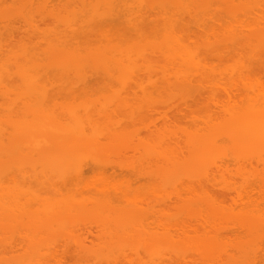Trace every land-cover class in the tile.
Wrapping results in <instances>:
<instances>
[{"label":"bare ground","instance_id":"bare-ground-1","mask_svg":"<svg viewBox=\"0 0 264 264\" xmlns=\"http://www.w3.org/2000/svg\"><path fill=\"white\" fill-rule=\"evenodd\" d=\"M26 1L23 0L22 2L21 0L20 7H13L8 12L6 10L7 13L0 12V27L5 28L4 30L0 28V33L6 30L13 31L11 29L16 31L18 26L20 28V25L17 24L28 26L30 33L36 34L35 37H39L37 36L39 33L45 32V35L42 34L45 38H36L38 40L43 39V43L39 41L40 44L36 43L35 46L34 43H31L32 38L29 37V41L27 35H25L27 38H18L25 42L24 39H28L29 44H32L33 47L23 46V48L20 47L17 50H15L16 46L21 45H7L9 39H3L4 36L0 34V102H2L0 104L5 106L4 103H6L10 106L7 110L3 108L4 111L6 110L5 114L7 116L0 108V246L5 243L2 245L3 250L1 249L2 246L0 247L1 255H4L5 252L2 254V251L5 248L7 249L6 242L8 240L3 238L4 235L6 238L9 235L14 237L12 234L17 231L22 236L25 234L28 241L31 239V241H38V239L45 241L47 238V240L50 239L55 242L53 240H61L58 237L66 236L68 238L73 236L72 240L76 238V243H81V240H78L79 236H76L77 230L74 229L80 223L78 221L79 216L88 204L86 201L91 198L92 201L94 200L89 203L92 208L87 207L88 210L86 209L89 211L91 208V214L90 212L87 216V213L82 214L84 218L88 217L85 220L90 221L89 219L92 218L96 224L100 221L101 224L106 222L110 226H104L111 227L108 231L113 235L109 233L107 235L114 236L111 237L112 240L116 237L117 240L115 239V241H119V244L120 242L124 244L126 239L127 243L129 242V245L125 243L121 247L116 243V245H119L116 247L114 240L110 241L102 234L106 240L101 239L103 241L102 243L99 242L98 245H103L105 249L103 250L101 247V251L100 247L94 243L92 248L95 250L98 247V252L95 250L98 255L95 254L93 249V251L91 250L92 253L94 252V256L89 253L90 249L88 250L89 254L86 252L88 248H91L90 245L85 247V245L79 243L81 251H84L82 256L85 253L89 259L91 258L90 261L95 260V258L98 259L97 264L106 263L101 260L102 258L105 261L108 259L106 264L111 262V264L113 262L119 264V255L122 257L121 253H127L124 248L133 244L131 240L134 242L137 240V242L130 247L133 250H129L131 254L128 253L129 256L126 255L124 258L126 264H128L126 260L128 262L137 260V262H130V264H145V260L148 261L146 264H264V215L257 208L256 210H259V213L250 209V207L253 209L255 205L253 202L256 203L255 207H259L258 203L260 201L257 202V200L263 199L260 196L261 194L259 195V198H261L256 200L253 199L255 196L252 195L251 191L249 197L246 198L245 196L246 200H244V196L238 197L240 200L244 198V204H242V200L239 202H241L242 207L245 206L246 208L243 207L242 209L238 202L234 209L231 207L227 209L223 199L216 201L217 199H213L209 193L211 190L209 185H212L213 188L217 185V179H213V177L218 178L222 172L232 175L233 169L231 172L229 171L231 166L238 171H234L236 172L234 175H238L235 177H239L237 180L240 181L235 180L234 182H237V185L239 183V186L242 187H238L240 194L250 189H248L249 186L247 187L248 183H251V181H248L250 177V179L256 178L258 180L259 183L253 182L256 183V186L261 184V181L264 182V179H262L264 177L263 173V177L259 175V178H257V176L254 177V172L251 174L249 171V169L251 171L256 170L255 173L258 174L260 170L257 168H260L261 164V167H264V82L261 80V75H264V0H62L60 4L62 5L64 2L65 4L58 10H54V8L59 5L55 4L51 8L50 6L54 4L49 6L51 1L48 2V0ZM37 19L55 23L56 27L64 28L62 29L64 34L61 33L62 30L58 31L56 28V31L52 27L54 33L49 29L51 26L48 27L47 24L40 27L41 23L37 25ZM47 30L50 32L46 33ZM15 31L14 33L20 34L22 29ZM9 33H11V35L8 34L11 37L7 38L16 40L12 35L14 33ZM49 33L53 35H49ZM16 34L14 35L17 36ZM4 41L7 43L5 44ZM11 42L13 43V41ZM22 45L24 44L22 43ZM99 81H103V84L98 83ZM54 82L58 85L53 89L61 91L58 93L54 90L58 96L54 91H51V93L49 91V89L52 90ZM96 83L98 84L96 85ZM90 84L92 86L94 84L98 88H103L104 85L107 92L105 91L106 94L102 95L103 97H109L97 104L83 101L75 106L61 109V111L58 108L55 110V107L49 106L52 105V102L48 101L50 97H47V95L49 93V96L55 94L56 97L60 98L63 93L74 95L77 90H87L86 92L92 91L93 88L96 90V86L92 87ZM225 84H229V86ZM88 85L89 87H87ZM221 85L222 87H220ZM230 85L234 90L239 89L240 91L232 92L235 95L232 94L233 99L230 98V95L229 97L227 95L229 104L224 101L225 104H221L222 100L219 101L221 103L216 105V110L222 105L221 113L210 112V103L216 101L214 95L217 92L214 93V91L221 92V88H223L225 92H229L232 89ZM241 85L244 86V89L241 88ZM225 86L230 89L226 90ZM149 89H153V94H155V91L163 95L168 94L170 99H173V102H171L177 104V109L183 105H186L187 109L190 107L196 108V112L190 108L192 113L194 112L190 121L185 122L182 118L171 119L173 122L169 120L177 129L175 131L177 139H174L175 141L171 139L174 143L171 142L170 153H172V156L169 157L170 159L166 157L169 156L166 154L169 153L167 152L168 149L162 150L161 143L159 141L155 143L156 141L154 142L150 138L155 146L159 144L158 148L154 145L152 147L154 150L160 148L158 150L161 152L160 159L157 157L159 152L149 149L152 148L149 147L152 145H149L150 140V143L147 140V144L144 142L145 140L143 142L141 140L140 145L133 144L138 149L142 145V148L145 149L144 152L148 151L144 161H147L146 164L152 169L154 168L153 170L143 169L141 165L138 166L139 164H134L132 168L128 164L127 169L124 168L125 166L121 167L123 165H119V170L132 169L131 173L133 174V169L136 170V166L137 168L140 167L137 169L139 171H135L138 177H145V179L151 177L156 179L157 185L158 182L159 186L162 185V187H159L153 184L152 190L155 191L150 190L151 193L153 192L152 194L159 196L164 189L163 195L161 194L162 196L158 197L159 201L152 203L156 204V207L152 206L151 201L149 200V202L143 193V195L141 194L140 189L137 190L136 188L137 192L134 187L132 189L129 183L133 184L135 182L122 183L126 187L124 185L122 187L120 183L115 188L114 185L104 179L109 178L103 177V175L113 166V158H110L113 155L108 157V161L103 159V162L97 156L98 151L101 149L103 153L99 152L104 155H101L103 158L109 156L110 153L105 151H108V149L111 151L114 148L116 152L118 151L116 153L118 158L122 153L121 150H123V148H118L122 145L119 143H123L124 146L122 147H125L126 143L123 142L125 139L126 142L128 139L133 142L135 137L132 138L133 133L119 131L118 129L121 130L122 128L120 125H115L120 137L115 131L116 136L114 133L110 137L108 136L107 138H110L111 141L109 139L110 142L108 140L107 142L105 141L107 138H104L107 135L104 134L106 128L102 127L109 123H116L114 116L117 113H122L124 116L126 114V118L129 117V120L131 118V121L141 123L138 118L141 120L148 112L143 113L142 111L155 108L148 102L150 97L148 95L150 94L147 95V93L151 92ZM52 92L54 93L52 94ZM101 93H99V96H95L101 97ZM138 93L140 96H138ZM237 93L238 95H236ZM161 94L160 97L163 98L164 96ZM70 95L68 97H72ZM203 95L205 98L202 99ZM65 96L67 95L65 94ZM12 97L15 100L12 99V103H10ZM206 97H208L209 102H205L208 100ZM156 98L158 96L154 99ZM158 108L155 109L159 110ZM142 113L144 116L141 118ZM121 115L118 116L121 117ZM124 116L123 119H126ZM181 116L183 117V114ZM147 119L144 121L147 122ZM183 124L185 126L189 124V127H185ZM109 125L108 127H110ZM115 127L108 130L113 132ZM101 128L105 131H100ZM121 133L125 136H122ZM102 134L103 137H101ZM126 136L128 139L125 138ZM99 137L107 143L98 142L101 140ZM160 138L162 137H159L161 141ZM113 140H115V144ZM109 143L113 144L109 145ZM88 147L89 149H87ZM91 148L97 151H93L92 156L83 153L85 150L88 152ZM124 150L123 153L125 154ZM94 153L96 154L94 155ZM112 153L115 154L114 151ZM86 157L92 158L91 161H94L93 164L97 166L92 168L99 172L98 176L100 177L97 180L94 179L96 184L92 183L94 181L90 184H94L95 189L98 187L96 191L100 190L102 198L96 195L97 192L95 197L92 196L93 198H84L86 204L80 201V197L77 200L78 196L74 194L71 197L68 194L67 198L62 196L64 197L62 200V197L56 199L55 194L48 198L49 195L45 194H49L48 190L55 188L56 180H61L63 182L61 185L66 186L65 188L68 187L65 185L67 181L75 182L73 184L77 183L78 186L83 182L84 175L88 172L87 170L85 172V166L89 164L86 165L85 163L90 161ZM153 158H156L157 161ZM161 159L165 161H163V164H161ZM159 161L161 166L160 164H157L156 167L155 165L152 166V164L159 163ZM107 162L112 164L109 166ZM255 164H259V166L256 167ZM157 169L159 170L155 172ZM111 170L115 171V168ZM151 171H154L157 175H153L154 173L152 174ZM215 172L220 175L217 174L219 175L217 176ZM239 172L244 177L239 175ZM233 176L232 178L228 177V179H236ZM225 177L227 178V176ZM209 178H212L215 183L211 182L210 184ZM260 178L261 180H259ZM33 181L51 185L49 188H43L44 185L39 184L45 190V192L43 189V191L39 190L45 193L44 200L39 193L37 194L38 191L30 189V186L35 187L37 184ZM98 182L99 184L100 182L103 183L98 185ZM87 184L85 181V185ZM58 185L61 187L60 183ZM221 186H224V191L228 190L226 187L228 185L222 184ZM256 186L255 188L252 186L253 191L259 189V186L258 189H256ZM158 187L159 190H156L155 188L158 189ZM84 188L86 189V186ZM110 188L116 189L113 190L123 197L121 200L125 199L124 201L127 202L131 200L129 203H134V205L130 204L131 211L122 212L118 207H115L117 205L114 202L119 201L115 198L118 194L116 193L114 196L115 193L112 194ZM262 188L259 191L264 190V185ZM53 189L51 190L53 193H57L59 190L57 187L56 190ZM61 189L56 195L63 194ZM243 189L244 191H242ZM79 190L81 191V189ZM170 191L174 193V196L168 198L165 192L168 194ZM259 191L256 194H259ZM172 192L169 195L172 196ZM164 194L165 197L171 199L165 198V204L159 199L164 197ZM152 199L155 200L156 198L152 197ZM173 199L174 201H172ZM138 200L139 202L136 204ZM144 202H147L145 206ZM220 202L221 204H219ZM133 206H135L134 209ZM141 207H147V210L143 211ZM153 224L158 228L161 224L162 230L166 232L161 233L159 231L162 230L158 231V228H155L158 232L152 230L150 227ZM229 225L233 226L232 229L235 227L234 230L237 231H234L235 234L232 232L235 239H231L233 242L231 241L230 245L222 242L219 236L220 232ZM121 237H123L124 242ZM34 238L36 239L34 240ZM139 238L140 241H143V243L141 241V245L144 244L142 247H145V249L141 248L140 243L138 244ZM41 241L39 242L41 243ZM51 241H49L50 244L46 241L48 246L51 245ZM106 241L107 243L110 241L111 245L108 244L107 247ZM112 242L114 243L112 244ZM10 243L14 245L15 241ZM34 243L30 244V248L36 246ZM41 246L34 248V251L37 248L45 250ZM53 246H55L54 243L51 246L52 249L47 250L48 253L49 251L55 253V250H58L57 247L54 248ZM77 246L79 247L78 243ZM77 246L73 247L76 248ZM13 247L11 246L12 249ZM130 248H127V250ZM40 249L37 250L41 253L42 250ZM116 250H118V254H116ZM5 251H10V249ZM15 251L18 250L15 249ZM34 251L33 254L31 253V257L36 255ZM44 252L45 254H42V256L37 255L40 256L39 259L42 258L43 264L46 262V264H50V258L54 255H51L50 258L48 256V260L47 258L43 260L47 255L46 251ZM142 253L145 256L141 255ZM77 254L79 255V251ZM99 254L102 255L99 256ZM113 257L114 260L111 261ZM34 259L35 256L32 261ZM39 259L37 261L35 259V262H38ZM2 260L0 264H4ZM41 260L38 264H41ZM95 261L94 263H96ZM4 262L8 264L7 260H4Z\"/></svg>","mask_w":264,"mask_h":264},{"label":"rangeland","instance_id":"rangeland-1","mask_svg":"<svg viewBox=\"0 0 264 264\" xmlns=\"http://www.w3.org/2000/svg\"><path fill=\"white\" fill-rule=\"evenodd\" d=\"M24 1H26V0H24ZM29 1H30V0H29ZM49 1H51V2L49 3V6H50L51 4H54L53 6H50L51 8H53V7L55 6V4H58V5L60 6V5H61L60 3H62V2H61L62 0H57V1L55 0L56 2H55V1H52V0H48V2H49ZM58 1H59V3H58ZM63 1H64V0H63ZM19 2H20V3H19ZM22 2H23V0H22ZM22 2H21V0H0V8H1L0 12L3 13V14H4V12L7 13V12L9 11V9L12 10L13 7H15V8L20 7L19 4H22ZM26 2H27V1H26ZM64 4H65V2H64ZM64 4H62L60 7L56 5L57 8H54V10H58V9H60ZM6 10H7V12H6ZM37 20H38V21H37V25L41 23V24H40V25H41L40 27L45 26L44 24H47L48 27L51 26V27L49 28L51 31H53V30L51 29L52 27H53L54 30H56V28H57L58 31L64 29V28L56 27V26L54 25L55 23H52V22H50V21L46 22L45 20H44V21H41L40 19H37ZM52 24H53V25H52ZM17 25H20V28H19V26H18L16 31H20V30L22 29V31H23V32L21 31L22 33H21V32H20V34H18V33H17V34L14 33L15 29H11V30H13V31H10V30L7 31V30H6V31L3 32L4 34H3V33H0V34H2V36H4L3 39H7V40L9 39V41L5 40V41H7V42H9V43H7V42L4 41L5 44H6V43H7V45L10 44V46H12V45H14V46H16V45H21V46H16V49L14 48L15 50H17V48H18V49H19L20 47L23 48V46L33 47V45L35 46L36 43H37V44H40V42L43 43V42H42L43 39H41V40L39 39V40H38V39H36V38H39V37H40V38H41V37L43 38V37H44L43 35H45V32H44V33L41 32V33H39V34L37 35V36H39V37H35L36 34L34 35L33 33H30L31 31L28 29V26L25 27L24 24H23L24 26H21L22 24H17ZM38 27H39V26H38ZM40 27H39V28H40ZM46 27H47V26H46ZM0 28H3V27H0ZM12 28H13V27H12ZM25 28H27V29H25ZM39 28H38V29H39ZM4 29H5V28H3V30H4ZM41 29H42V28H41ZM41 29H39V30H41ZM0 31H1V30H0ZM16 31H15V32H16ZM27 31H28V32H27ZM41 31H45V30L43 29V30H41ZM56 31H57V30H56ZM7 32H8V33H7ZM9 32H13L14 34H16V35L19 36V37H17V36H15L14 34H12V35H13V38H16V40H15V39H12V40H11L10 38H7V37H9V36L11 35V33H9ZM25 32H26V33H25ZM47 32H50V31L47 30L46 33H47ZM53 32L55 33V31H53ZM53 32H51V33H53ZM28 33H29V35H28ZM51 33H49V35H50ZM54 33H53V34H54ZM56 33H57V32H56ZM61 33L64 34V30H62ZM8 34H10V35H8ZM23 34H24V36H23ZM31 34H32V35H31ZM42 34H43V35H42ZM53 34H51V35H53ZM57 34H58V33H57ZM21 35H22L23 37H20ZM25 35H27L28 38H29V37L32 38L33 41H34V39H35L34 42H33L32 39H31V43H34L33 45H32V44H31V45L29 44L30 38H29V41H28V39H24V40H26L27 43H26L25 41L21 40L22 38L26 37ZM47 35H48V34H47ZM49 35H48V36H49ZM55 35H56V34H55ZM61 35H62V34H61ZM10 37H11V36H10ZM27 37H26V38H27ZM33 37H34V38H33ZM46 37H47V36H46ZM18 38H21V39L19 40ZM44 38H45V37H44ZM69 38H71V36H69ZM17 39H18V40H17ZM14 40H15V41H14ZM11 41H13V43H12ZM39 41H40V42H39ZM10 42H11L12 44H11ZM24 42L26 43V45H25ZM19 43H20V44H19ZM22 43H23L24 45H22ZM18 51H19V50H18ZM153 78H154V77H153ZM155 78H157V77H155ZM225 79H226V78H225ZM261 80L264 82V75H261ZM156 81H157V80H156ZM153 82H154V81H153ZM98 83L103 84V81H99ZM98 83H96V85H97ZM223 83H224V82H223ZM17 85H19V84L17 83ZM53 85H54V86H53ZM53 85H52V90L49 89L50 93H51V91H54V90H55V89H53V87L56 88V86L58 85V83L54 82ZM90 85H91V84H90ZM96 85H95V86H96ZM225 85H228V86H229V84H225ZM49 86H51V85L49 84ZM49 86H48V88H49ZM91 86H92V85H91ZM91 86H90V87H91ZM93 86H94V84H93ZM93 86H92V87H93ZM95 86H94V87H95ZM99 86H100V85H99ZM230 86H231V85H230ZM87 87H89V85H88ZM220 87H222V85H221ZM225 87H226V86H225ZM231 87H232V86H231ZM241 88L244 89V86L241 85ZM241 88H240V89H241ZM81 89H82V86H81ZM97 89H98L100 92H99ZM207 89H208V88H207ZM216 89H217V88H216ZM227 89L229 90L230 88L226 87V90H227ZM88 90H90V89H88ZM93 90H94V91H93ZM93 90L90 91V92H89V91L86 92L87 90H77V91L75 92L74 95H73L72 93H68V94L65 93L67 96H65L64 93H63L64 95L60 93V94H61V95L59 94V95H60V98L56 97V96H58V94H57L56 92H57V91H58V93L61 92V91H59V89L55 90L56 92L54 91L55 94H56V96H55V94H53L54 92H52L53 96H52V95L49 96L50 93L48 94V90H47V94H48L47 97H50L48 101H49L50 103L52 102V103H51L52 105H49V106H52L53 108L55 107V108H54L55 110H56V108H58V110L61 111V109L63 110V109H65V108H67V107L75 106V105H77V104H79V103H81V102H83V101H84V102H93V103L95 102V103L97 104V103H100L101 101L103 102L104 99H105L106 97H109V96H105V95H104L105 97H103V95H102V94H104V93L106 94V92H107V91L104 89V85H103V88H101V87L98 88V87L96 86V90H95L94 88H93ZM116 90H118V89H116ZM149 90H150L152 93H151V92H150V93H147V95L150 94V95H148V96H150L149 99H148V102H150V105L154 106L155 108H158V107H159V108H158L159 110H157V109H155V108H154L153 110L151 109L152 111H151L150 109H149V110L144 109V110L142 111L143 113H145L146 111H148V112H147V114H145V116H144V114L142 113L141 118L144 116L143 118L147 119V118L150 116V117L146 120L147 122H145V121H144L145 119L143 120V118H142L141 120H140V118H138L139 121H141V123H140V122L133 121V120L131 121V118H130V120L128 119L129 117L126 118V116H127L126 114H125V116H124V114H122V113H117L118 115H121V114H122V115H121V117H119L117 114H115V116H114V121H115L116 123H114V122L111 123V124L109 123L110 125H109V124H108V125H109L110 127H108V125L102 127V128H106V133H104V132H102V133L107 134V135H105L106 137H105L103 134H102V136H101V135H100V136H101V137L104 136L105 139H106L108 136L110 137L111 135H113V133L115 134L116 132H117L116 134H118L119 137H120L119 131H121V132H124V131L129 132V131H130V133H133L132 138L135 136V137L133 138V142L130 141V140L127 138V136L125 137V138L128 139L127 142H126V139L124 138L125 141H123V142L126 143V144H125V147L127 148V150H126L125 147H122V146H124L123 143H119V144H122V145L119 146L118 148H123V150L125 149L124 151H125L126 153L124 154V153H123V150H121V151H122L121 154H122L123 156L120 154V156H121L122 158H121L120 156H118V158H117L116 153H117L118 151L116 152V150H115L114 148H112L113 150H111V151H109V149H108V151H105V152H108V153H110V154H109V156L107 155L106 157L103 158L102 156H104V155L100 154V152H99V151H101L102 149H101V150L98 149V150H99V151H98L99 154H97V156H98V157L100 158V160H102V162H103V159H105V160L108 161V160H109L108 157H110V155H113V156L110 157V158H113L112 160H113V162H114V163H113V166H111V169L115 168V171H116V172H115L114 170H111V169H110L111 171H110V170L107 171L108 174L106 173L105 175H103V177H109V178H104V179H106L107 181H109V182L111 183V185H114V187H115L117 184L120 185V183H121V186L123 187V185L126 184V182H127V183H129L130 181H131V183L135 182V183H133V184H130V183H129V185H131L132 189H133V187H134V190H135L136 188H137V190L140 189V190L142 191V192H141V191L139 190V191L141 192V194L143 193V194L145 195L146 199H148V201L150 200V201H151V204H152V203H155V202L159 201V200H158V197L163 195V193H164L163 190H164V189L162 188V189H163L162 192H161L162 195H161V194L159 193V191H158V193H159L160 195H159V196H155L154 194H152V193L155 191L154 189L152 190V187H153V184H156V183H157L156 179H152L151 177H150V179H148V177H147L146 179H145V177H140V176L138 177V176H137L138 174H136L135 171H136L138 168H140V167L137 168V166H136V170L133 169L134 174L131 173V172H132V171H131L132 169L127 170V171L125 170V169L128 168V164H130V167H131V168L133 167L134 164H135V165H138V164H139L138 166L141 165V167H142L143 169H147V170H149V169H150V170H153V169H154V168L152 169V167H149L148 164H146L147 161H144V160L146 159V153H148V151L144 152L145 149L142 148V147H143L142 145L140 146L141 149H140V148L138 149L137 146L134 145L133 143H137V144L140 145V144H141V140H142V142H143V140H145L144 142L147 144V142L150 140V138H152L153 140H152V139H151V140L154 141V142L156 141L155 143H158V141L161 143V146L163 147V148H161L162 150H163V149H164V150L168 149L167 152H169V153H166V151H165V153H166L167 155H169V156H166V155H165V156L168 157V158H169V157L171 158V156H172V153H170L171 148H172V144H171V142H172V140H174V139L176 140V139H177V138H176L177 135L175 134V131H176L177 129L173 126V123H171L170 121L173 122V120H171V119H174V118H180V119L182 118L185 122L190 121V119H191V117H192V114L194 113V112L192 113V111H195L196 108H192V107H190V108H192V111H191L190 108L187 109V108H186L187 106H186V105H183L182 107H179V108L177 109V104L172 103V102H173V101H172L173 99L171 100L170 97L168 96V94L166 95V93H165V95H163V94H161V93H159V92L156 93V91H155V94H153V93H154V91H152L153 89H152V90L149 89ZM209 90H211V89H209ZM214 90H215V88H214ZM214 90H213V91H214ZM219 90H220V89H219ZM222 90H223V88H221V92H219L218 90H215V91H214V93L217 92V94L214 95V97H215L214 100H216V101H215V102L213 101V102L210 103L211 105H210V110H209V111L212 112V113H215V112H217V113H221V107H222V105H221V107L217 108V110H216V105H217V104H220L221 102H222L221 104H223L224 102H226L227 104H229V100H227V99H229V98H227V95H228V97H229V95H230V96H231L230 98L233 99L232 97L235 96L234 93H235L237 90H239V89L234 90L233 87H232V89H231L229 92L226 91V92H228V93H226L225 90H223V92H222ZM241 90H242V89H241ZM101 91H102V93H101ZM105 91H106V92H105ZM213 91H212V92H213ZM239 91H240V90H239ZM244 91H245V90H244ZM93 92H94V93H93ZM114 92L116 93V91H114ZM114 92H113V94H114ZM117 92H118V91H117ZM212 92H211V93H212ZM232 92H234V93H232ZM99 93H101V95H100L101 97H97V96H95V95H98V96H99ZM108 93H109V92H108ZM241 93H242V91H241ZM70 94H72V95H70ZM111 94H112V93H111ZM111 94H109V95H111ZM113 94H112V96L115 95V94H114V95H113ZM126 94L128 95V93H126ZM151 94H152V95H151ZM160 94L163 95L165 98H164V97L161 98V97H160ZM205 94L207 95V93H205ZM209 94H210V92H209ZM209 94H208V95H209ZM212 94H213V93H212ZM232 94H233V96H232ZM239 94H240V93H239ZM68 95H70V96H72V97H68ZM89 95H91V96H89ZM122 95H124V94H122ZM153 95H154L155 97L158 96V98L154 99L155 97H152ZM236 95H238V93H237ZM138 96H140L139 93H138ZM209 96H211V95H209ZM212 96H213V95H212ZM217 96H219V97H217ZM241 96H242V95H241ZM78 97H79V98H78ZM114 97H115V96H114ZM141 97H143V96H141ZM203 97H204V95H203L201 98L203 99ZM237 97H238V96H237ZM57 98H58V99H57ZM80 98H81V99H80ZM201 98H199V99H201ZM204 98H205V97H204ZM206 98L208 99V97H206ZM235 98H236V97H235ZM12 99L15 100V98L12 97L10 103H12ZM76 99H78V100H76ZM218 99H219V100H218ZM14 100H13V101H14ZM140 100H141V98H140ZM150 100H151V101H150ZM204 100H205V99H204ZM204 100H203V101H204ZM221 100H222V101H221ZM70 101H71V102H70ZM98 101H99V102H98ZM171 101H172V102H171ZM201 101H202V100H201ZM219 101H221V102H219ZM223 101H224V102H223ZM230 101H232V100H230ZM3 102H4V101H3ZM20 102H21V101H20ZM146 102H147V100H146ZM205 102H209V99L206 100ZM0 103H2V102H0ZM4 104H5V106H6V105H7V106L5 107L4 105L0 104V108H2V109L4 108V109H6V110L9 109V108H8V107H10V106H8L9 104H6V103H4ZM174 104H175L176 106H175ZM224 104H225V103H224ZM159 105H161L162 107L159 106ZM163 105H164V106H163ZM21 106H22V104H21ZM21 106H20V107H21ZM61 106H62V108H61ZM63 106H64V107H63ZM165 106H166V107H165ZM20 107H19V109H21ZM52 107H51V108H52ZM148 107H149V106H148ZM168 107H169V108H168ZM22 108H23V107H22ZM53 108H52V109H53ZM59 108H60V109H59ZM152 108H153V107H152ZM163 108H164V109H163ZM182 108H183V111H182ZM213 108H214L215 110H214ZM4 109H3V111H2V110H1V111L4 112V115H5V116H7V114H5L6 110L4 111ZM54 109H53V110H54ZM160 109H161V110H160ZM189 109H190V110H189ZM193 109H194V110H193ZM22 110H23V109H22ZM156 110H157V111H156ZM187 110H188V111H187ZM8 111H9V110H8ZM214 111H215V112H214ZM222 111H223V108H222ZM57 112H58V111H57ZM182 112H184V113H182ZM195 112H196V111H195ZM7 113H9V112H7ZM189 113H191V114H189ZM2 114H3V113H2ZM180 114H181V115L183 114V117H182ZM139 115H140V114H139ZM195 115H197V114L195 113ZM123 116H124V118H126V119H123ZM184 118L187 119V120H185ZM138 119H135V120H138ZM142 120H143L144 122H143ZM169 120H170V121H169ZM112 124H113V125H112ZM184 124H187V123H184ZM184 124H183V125H184ZM111 125H112V127H111ZM115 125H120V126H122L121 130L118 129L119 131H117V129H116L117 126L115 127ZM145 125H146V126H145ZM188 125H189V124H188ZM188 125H187V126L184 125V126H185V127H189ZM169 126H170V127H169ZM113 127H115V130H113V132H112V130H108V129H110V128L114 129ZM185 127H184V128H185ZM102 128H101L100 131H105V130H102ZM174 128H175V129H174ZM180 128H181V127H180ZM99 129H100V128H99ZM173 129H174V130H173ZM100 131L98 130V132H100ZM110 131H111V132H110ZM115 131H116V132H115ZM161 131H162V132H161ZM164 131H165V132H164ZM96 132H97V131H96ZM160 132H161V133H160ZM163 132H164V133H163ZM166 132H167V134H166ZM125 133H126V132H125ZM168 133H169V134H168ZM87 134H88V133H87ZM90 134H91V133H90ZM95 134H96V133H95ZM95 134H94V136L97 137ZM100 134H101V133H100ZM116 134H115V136H116ZM163 134H164V135H163ZM91 135H92V134H91ZM121 135H122V133H121ZM127 135H128V134H127ZM130 135H132V134H130ZM165 135H166V136H165ZM174 135H175V137H174ZM92 136H93V135H92ZM122 136H125V135L123 134ZM112 137H113V136H112ZM119 137H118V138H119ZM159 137H162V138H160L161 141L159 140ZM163 137H164V138H163ZM165 137H166V140H165ZM99 138H100V137H99ZM113 138H114V137H113ZM116 138H117V137H116ZM116 138H115V139H116ZM157 138H158V139H157ZM167 138H168L169 140H168ZM100 139H101V138H100ZM100 139H98V140H100ZM102 139H103V138H102ZM102 139H101L100 141H98V142L103 143V142H104V141H103L104 139H103V140H102ZM109 139H110V138H107L105 141H107V140L109 141ZM121 139H123V137H121ZM130 139H131V138H130ZM171 139H172V140H171ZM131 140H132V139H131ZM147 140H148V141H147ZM151 140H150V141H151ZM170 140H171V141H170ZM175 140H174V141H175ZM108 141H107V142H108ZM110 141H111V139H110ZM110 141H109V142H110ZM113 141H114L113 143L115 144V140H113ZM117 141H118V140H117ZM150 141H149V143H150ZM152 141H151V143L149 144V145H151V144H152V145L149 146V147H152V146L155 144V143L152 142ZM166 141H167V142H166ZM168 141H169V142H168ZM107 142H104V144H106ZM119 142H120V141H119ZM121 142H122V141H121ZM113 143H112V144H113ZM172 143H174V142H172ZM112 144L109 143V145H112ZM117 144H118V143H117ZM119 144H118V145H119ZM101 145H102V144H101ZM144 145H145V144H144ZM158 145H159V144H158ZM158 145H156V146L154 145V147H157ZM169 145H170V146H169ZM106 146H107V145H106ZM106 146H105V148H106ZM116 146H117V145H116ZM116 146H115V147H116ZM111 147H112V146H111ZM138 147H139V146H138ZM145 147H146V146H145ZM158 147H159V146H158ZM158 147H157V148H158ZM103 148H104V147H103ZM105 148H104V150H105ZM118 148H117V150H118ZM147 148H148V145H147ZM157 148H155L156 150H154L153 147H152V148H149V149H153L154 151H157V153H158V152H159L158 150H160V148H159V149H157ZM87 149H89V147H88ZM92 149H93V148L90 149L91 152H90V150H89L88 152H86V150H85V151H83V153H86V154L88 153V155L91 154V156H92V154H93L92 152H93V151L97 152L96 150H94V149L92 150ZM128 149H129V150H128ZM142 149H143V150H142ZM153 150H151V151H153ZM113 151L115 152V154L112 153ZM101 152H102V151H101ZM102 153H103V152H102ZM95 154H96V153H94V155H95ZM152 154H153V153H152ZM154 154H156V152H154ZM94 155H93V156H94ZM101 155H102V156H101ZM159 155L161 156V152L158 153V156H157V157H159ZM86 156H87V155H86ZM151 156H152V155H151ZM114 157H115V159H114ZM162 157H163V156H162ZM86 158H88V157H86ZM86 158H85V159H86ZM93 158H94V157H93ZM101 158H102V159H101ZM150 158H152V157H150ZM160 158H161V157H159V159H160ZM168 158H167V159H168ZM170 158H169V159H170ZM89 159H90V157H89L87 160H89ZM91 159H92V158H91ZM91 159H90L89 162H86V163H85L86 165L89 163L87 166H85V172H86V170H87L88 172L84 175L83 182H82L81 184H79V186L77 185V183H76V184H73V183H75V182L72 183V181H71V182L67 181V182H65V183H66L65 185H67L69 188H68V187L65 188L66 186L63 185V186H64V187H63V186L61 185V183L63 184V182H61V180H58V181L56 180L57 184L60 183L61 187H60L59 185L57 186V184H56V185H55V188H54V187H53V188H54L55 190H56V187H57L59 190L62 188L61 190H62L63 192H62V191H61V192H62L63 194L60 192L62 195H60V194L56 195V194L59 192V190H58L57 193H53V192L51 191L53 188H52L50 191L48 190V193H49V194H47V193L45 194V193H44L45 190H44L43 188H44V187L49 188V186H51V185H49V183H41V182H40V183H37L36 181H33V182L37 183L36 186H38L39 188H41V186H40L39 184L44 185L43 188L39 189V188L36 187V186L34 187V186H30V185H29V186H30L31 188H30V187H29V188H30L31 190L34 189L36 192L38 191L37 194L39 193V195L41 196V198L43 197V200H44V194L47 195V196L49 195L48 198L51 197V196H54V194H55L56 199H57L58 197L60 198V197H62V196H64V197L67 198L68 194H69L70 197H71V196L74 194L75 196H78V199H77V200H79V199L81 198L80 201H82L83 203L85 202V201H84V200H85L84 198H87V197H92V196L95 197L96 195H98L99 197L102 198V196H101L102 194L100 195V192H99L100 190H98V192L96 191V189H97L98 187L95 189L96 186H94V184H92V185L94 186V187H93V186L90 184L92 181H94V182H92V183H95L96 181H95L94 179L96 178V180H97L98 177H100V176H98V175H99V172H97V171H95V169H93L94 167H97V166H95V165L93 164L94 161H91ZM120 159H121V160H120ZM153 159H155V160L157 161L156 158H153ZM159 159H158V160H159ZM87 160H86V161H87ZM149 160H150V159H149ZM151 160H152V159H151ZM161 160H162V159H161ZM165 160H166V159H165ZM153 161H154V160H153ZM156 161H154V162H156ZM163 161H164V160L161 161V164H163V163L165 162V161H164V162H163ZM102 162H101V163H102ZM110 162H111V161H110ZM110 162H109V163L107 162V164H108L109 166L112 164V163H110ZM166 162H167V160H166ZM94 163H95V162H94ZM105 163H106V161H105ZM126 163H127V167H126ZM148 163H149V162H148ZM98 164H99V162H98ZM157 164H160V161H159V163L152 164V166L155 165V167H156ZM161 164H160V166H161ZM89 165H91V166H89ZM105 165H106V164H105ZM115 165H117L118 167H117V166L114 167ZM119 165H123V166H121V167H124V166H125V167H124L125 169H123V170H119V169H120V168H119ZM149 165H150V164H149ZM255 165H256V164H255ZM257 165L259 166V164H257ZM257 165H256V167H258ZM261 165H262V164H261ZM261 165H260V168H259V167L257 168V169H259V170L261 171V172L258 171L260 174H259V173L256 174V173H257V172L255 173L256 170H252V171H251V169H249V171H250L251 174H252V172H254V177L257 176V178H259V175L262 176V173L264 174V169H263L264 167L262 168ZM109 166H104V167H108V168H110ZM88 167H89V169H87ZM92 167H93V168H92ZM102 167H103V166H102ZM130 167H129V168H130ZM153 167H154V166H153ZM158 167H159V166H158ZM90 168H92V169H90ZM108 168H107V169H108ZM142 168H141V169H142ZM254 168H255V166H254ZM232 169H233V170H232ZM234 169H235V167H232V166H231V168H230V170H229L230 172H231V170L233 171V172H231V174L233 173L232 175H229L230 173L228 174V173H223V172H222L223 174H226V175L223 176V174L221 173V176H219L220 174L215 172L216 175L219 174V175H217V176H219V177H218L219 179L213 177V179H217V180H216V181H217V182H216L217 185L215 184L216 186H214V188H213L212 185H209V186H210V189H211V190L209 189V190H210V191H209L210 196H211L213 199L216 198V199H217V200L215 199L216 201H218V200H222V199H223V200L225 201V204H226L225 206H227V207H226L227 209H228V207H231L232 209H234V208L238 205V202H239V201L242 200V201H243L242 204H244V200H246V198H247V196H248L249 194L251 195V191H252V195L255 196V198H253V199H256V200H257V198H259V195L261 194L260 196H261L263 199H261V200H257V202L260 201V202L258 203V204H259V207H255V206H256V203H254V202H253V204H255V205L253 206V209H252L250 206H249V207H250V209H251L252 211L256 210V208L259 209L260 211H262V214L264 215V213H263V212H264V192H263L264 190L259 191L260 188L263 189L262 187H263V185H264V184H263L264 182L261 181L262 183H261V184H257V186H256V185H255L256 183L254 184L253 182H258V180H257L256 178H255V179H254V178H253V179H250V178H251V177H250L249 180H248V179H247V180H248V181H251V183H248L249 185H247V187L249 186L248 189L250 188L251 190L249 189L248 191H245L246 193H245V192L243 193V194H247V195L240 194V193H239L240 190L238 189V187H239V188H242V187L239 186V183H238V185H237V184H236L237 182H236V183L234 182L235 180H236V181H240V180H237V179H239V177H238V178L235 177V176H238V175H234V173H236V172H234V171H237V170H234ZM91 170H92V171H91ZM158 170H159V169L155 170V172L158 171ZM113 171H114V172H113ZM122 171H123V172H122ZM137 171H139V170H137ZM229 171H228V172H229ZM151 172H152V174L154 173L153 175H155V174L157 175V173H155L154 171H151ZM237 172H238V171H237ZM245 172L247 173V171H245ZM104 173H105V172H104ZM140 173H141V172H140ZM238 174H239V175H243V174H241L240 172H239ZM141 175H142V174H141ZM143 175H144V174H143ZM143 175H142V176H143ZM153 175H152V176H153ZM213 175H214V174H213ZM213 175H212V176H213ZM233 175H234V176H233ZM249 175H250V174H249ZM249 175H248V176H249ZM144 176H145V175H144ZM146 176H147V175H146ZM210 176H211V174H210ZM217 176H216V177H217ZM225 176H227V178H226ZM232 176H233L234 178H236V179H234V180H233V179H232V180H231V179H228V177H231V178H232ZM263 176H264V175H263ZM263 176H262V177H263ZM157 177H159V176H157ZM221 177H222V178H221ZM240 177H241V176H240ZM243 177H244V175H243ZM246 177H247V176H246ZM101 178H102V177H101ZM99 179H100V178H99ZM209 179H210V178H209ZM213 179L211 178V179H210V182H209V181H208V182H209L210 184H211V182H212V183H215V181H214ZM225 179H226V180H225ZM227 179H228V180H227ZM262 179H264V177H263ZM101 180H103V179H101ZM212 180H213V181H212ZM224 180H225V181H224ZM241 180H242V178H241ZM252 180H253V181H252ZM254 180H255V181H254ZM259 180H261V178H260ZM85 181H86V184L88 183L87 185H85ZM128 181H129V182H128ZM159 181H160V180H159ZM221 181H222V182H221ZM58 182H59V183H58ZM154 182H155V183H154ZM223 182H225V183H223ZM226 182L229 183V184L231 183L230 186H231V185H232V186L230 187L229 184H227ZM233 182H234V184H233ZM242 182H243V180L241 181V183H242ZM35 183H34V185H35ZM67 183H68V184H67ZM79 183H80V182H79ZM102 183H103V182H100V184H102ZM122 183H124V184H122ZM209 183H208V184H209ZM221 183H222V184H226V185H228V186H226L228 190L225 189L226 191H224V190H223V187H224V186H221V185H222ZM258 183H259V182H258ZM95 184H96V183H95ZM100 184H99V182H98V185H100ZM107 184H108V182H107ZM134 184H135V186H134ZM219 184H220V186H218ZM243 184H244V183H243ZM252 184H253V185H252ZM262 184H263V185H262ZM31 185H32V184H31ZM213 185H214V184H213ZM233 185H234V186H237V187H235V188H237V189H235ZM260 185H261L262 187H261ZM82 186H83V187H82ZM84 186H86V189L84 188ZM101 186H102V185H101ZM127 186H128V185H127ZM150 186H151V187H150ZM154 186H159V182H158V185L156 184V185H154ZM160 186L162 187V185H160ZM160 186H159V187H160ZM164 186H165V185H164ZM211 186H212V187H211ZM242 186H243V185H242ZM252 186H253L254 188H255V186H256V189H258V186H259V189L253 191V189H252L253 187H252ZM74 187H75L76 189H75ZM79 187H80V188H79ZM81 187L83 188V190H82ZM87 187H88V188H87ZM99 187H100V186H99ZM102 187H103V186H102ZM102 187H101V188H102ZM106 187H107V186H106ZM110 187H111V186H110ZM124 187H126V186L124 185ZM159 187H158V189H157V188H155V189H156V190H159ZM226 187H225V188H226ZM46 188H45V189H46ZM115 188H116V187H115ZM115 188H113V189H115ZM120 188H121V187H120ZM165 188H166V187H165ZM230 188H231V189H230ZM42 189L44 190L43 193L39 191V190H42ZM54 189H53V190H54ZM79 189H81V191H80ZM92 189H93V190H92ZM113 189L110 188V191L112 190V194L115 193V194H113V195L115 196L116 193H117V191H114ZM34 190H33V191H34ZM43 190H42V191H43ZM65 190H66V192H65ZM70 190H71V191H70ZM76 190H77V191H76ZM115 190H116V189H115ZM117 190H118V189H117ZM150 190H152L153 192L151 193ZM233 190H234V191H233ZM246 190H247V189H246ZM84 191H85V192H84ZM135 191H136V190H135ZM242 191H244V189H243ZM255 191H257V192H255ZM258 191H259V194H256V193H258ZM36 192H35V193H36ZM51 192H52L53 194H52ZM73 192H74V193H73ZM96 192H97V193H96ZM136 192H137V191H136ZM156 192H157V191H156ZM156 192H155V194H157ZM167 192H168V191H167ZM167 192H165V194H166V196H167L168 198H169V196H170V197H173V196H174V193H173L172 191L169 192L170 194H171V192L173 193L172 196L169 195V193L167 194ZM226 192H228V193L226 194ZM78 193H79V194H78ZM88 193H89V194H88ZM95 193H96V195H95ZM101 193H102V191H101ZM145 193H146V194H145ZM234 193H235V194H234ZM241 193H242V192H241ZM253 193H254V194H253ZM65 194H66V195H65ZM86 194H87V195H86ZM91 194H92V195H91ZM103 194H104V193H103ZM117 194H118V193H117ZM143 194H142V195H143ZM165 194H164V197H162L163 199H162V198H159V199L162 200V202H164V204L166 203L165 200L168 199L167 197H165ZM39 195H38V196H39ZM83 195H84V196H83ZM110 195H111V193H110ZM113 195H111V196H113ZM153 195H154V196H153ZM157 195H158V194H157ZM75 196H74V197H75ZM82 196H83V197H82ZM139 196H140V195H139ZM147 196H148V198H147ZM242 196H244V198H245V196H246V198H245V199H244V198H241V200H240L239 198L242 197ZM254 196H252V197H254ZM64 197H62L61 200L64 199ZM70 197H68V198H70ZM79 197H80V198H79ZM119 197H121V195H119V194L116 195V197H115V198L119 199V201L114 200V201L117 202V203L114 202V204L117 205V206H115V207H118L120 210H122V212H123V211H126V212L131 211V208H130L131 205H130V204L134 205V203H133V202L129 203L131 200H130L129 202L124 201L125 199H124V200H121L123 197H121V198H119ZM152 197H153V198L155 197L157 200H156V199H155V200L152 199ZM238 197H239V198H238ZM248 197H249V196H248ZM261 197H260V198H261ZM45 198H46V197H45ZM48 198H47V199H48ZM59 198H58V199H59ZM76 198H77V197H76ZM92 198H93V197H92ZM149 198H151L152 200L149 199ZM165 198H166V199H165ZM260 198H259V199H260ZM72 199L75 200V198H73V197H72ZM98 199H99V198H98ZM141 199H143V198H141ZM144 199H145V198H144ZM243 199H244V200H243ZM52 200H53V199H52ZM54 200H55V198H54ZM120 200H121V201H120ZM139 200H140V199H139ZM139 200L136 201V204H138L137 202H139ZM161 200H160V201H161ZM168 200H171V199H168ZM235 200H236V201H235ZM69 201H70V200H69ZM80 201H79V202H80ZM91 201H92L91 198H89V200L86 201V202H88V204L85 206V207H86V208L84 209V212H85V213H84V212H83V213H80L81 215L79 216V220H78V221L80 222V223L78 224L79 227L76 226V228L74 229V230H77V233H76V231H74V232L76 233V236H79L78 240H79V241L81 240V243H80V242H77L78 245H79V247L77 246L76 238H75V239L73 238V240H72V237H73V236H69L70 238H69V237L67 238L66 236H65V237H64V236H63V237H58V239H61V240H58V241L53 240V241H55V242H52L50 239L47 240V238H46L45 241H44L43 239H40V240H42L41 243L39 242V241H40L39 239H38V241H37V240H35L36 238H34V240H35L36 242H39V243L42 245V246H41L39 243H36L35 241H31L32 239L29 240V241H30V242H29L28 239L25 238V234L22 236L21 233L17 231V232H15V233L12 234V235H14V237L11 236V235H9V236H7V238H6L5 235H4L3 238H5V239H7V240L9 241V243H8V241L6 240V241H7V242H6V244H7L6 246H7V249H10V251H7V252H6L5 250H7V249L5 248L4 251H2V254H4V252H5V254H4L5 256H4V255H1V252H0V262H1V260L3 259L2 262H3L4 264L6 263V262H4V260H5V261L7 260V261H8V262H7L8 264H33V263H34V264H38V262L42 259V258L39 259V257L42 256V254H45L44 251H46V254H47V255H46L45 259L43 258V260H46V258H47L48 256H49V258H50L51 255H54V256H51V258H50V259L52 260V261L50 260V264H51V263H52V264H56V263H57V264H72V263H73V264H77V263H78V264H79V263H80V264H85V263L88 264V263H90V262H91L92 264H97V262H98L97 260H98V259L96 260V258H95L96 261H95V260L90 261L91 258L89 259V258L85 255V253H84L85 256H84V255L82 256V254H83L82 252H84V251H81L82 249H80V244L85 245V247H86L87 245H90L89 247H91V248H88L86 252L88 253V250L90 249L89 253H91V254L93 255L94 252H95V254H97L96 251L98 252V247H97V249L95 248L96 251L94 250V248H92V247H94V246H93L94 243H95V245L97 244L96 246H99V245H98L99 242L102 243L103 240H106L105 238H108L110 241H113V240L115 241V239L117 240V238L115 237V239L112 240V238H113L114 236H113V237H112V236H108V235L110 234V231H108V229H111V227H110V228H107V227L110 226V225L106 224V222H105V223L103 222L104 224H101L102 222L100 221L101 223H100V222H99V223L97 222V224H98V225H97V224L93 221L92 218H91L92 220L89 219L90 221H87V219L85 220V218H88V217H85V218H84V216H82V214L84 215V214L87 213L86 216L89 214V212H90V210H91V208H92V205L89 204V203H91ZM93 201H94V200H93ZM93 201H92V202H93ZM150 201H149V202H150ZM154 201H155V202H154ZM172 201H174V199H173ZM224 201H221V202H224ZM57 202H58V201H57ZM86 202H85V204H86ZM162 202H161V203H162ZM167 202H168V201H167ZM221 202H220L219 204H221ZM146 203H147V202H144V206H145ZM169 203H170V202H169ZM248 203H250V202H248ZM85 204H83V205H85ZM139 204H141V203H139ZM158 204H160V203H158ZM171 204H172V203H171ZM219 204H218V205H219ZM242 204H241V202H239V205H240V206H241ZM258 204H257V205H258ZM88 205H91V206H88ZM155 205H156V204H155ZM155 205L152 204V206L156 207ZM169 205H170V204H169ZM137 206H138V205H137ZM152 206H150V207H152ZM157 206H158V205H157ZM170 206H172V205H170ZM220 206H221V205H220ZM223 206H224V205H223ZM225 206H224V207H225ZM246 206H248V205H246ZM87 207H88V208L91 207V208L89 209V211H87V210H88ZM147 207H148V206H147ZM147 207H141V208H142V210L144 211V210H147ZM159 207H160V206H159ZM241 207H242V206H241ZM243 207L246 208L245 206H243ZM243 207H242V209H243ZM134 208H135V206H133V209H134ZM138 208L140 209V207H138ZM144 208H146V209H144ZM157 208H158V207H157ZM163 208H165V207H163ZM168 208H169V207H168ZM254 208H255V209H254ZM86 209H87V210H86ZM148 209H149V208H148ZM150 209H151V208H150ZM150 209H149V210H150ZM229 209H230V208H229ZM237 209H238V207H237ZM237 209H236V211H237ZM250 209L248 208L249 211H250ZM149 210H148V211H149ZM230 210H231V209H230ZM239 210H240V209H239ZM245 210H247V209H245ZM259 210H258V211H259ZM234 211H235V210H234ZM258 211L256 210L257 213H259ZM124 213H125V212H124ZM90 214H91V212H90ZM93 222H94V223H93ZM156 222H157V221H156ZM158 222H159V221H158ZM84 223H85V224H84ZM95 224H96V225H95ZM100 225H101V226H100ZM104 225H108V226L105 227ZM153 226H154V227H153ZM153 226H151V227L149 226V227H150L152 230H155V231H157V230H158V231H159V230H162V228H163V227H161V224H160V227H161V228H160V227H159V228L156 227V225H154V224H153ZM101 227H102V228H101ZM103 227H104V228H103ZM230 227H231V228H230ZM155 228H158V229L156 230ZM228 228H229V229H228ZM232 228H233V226H230V225H229V226L226 227V229L222 230V231L220 232V234H219V236H220V238H221V241H222V242H225V243L228 244V245H230V243H231V241H232L231 239H233V240L235 239V238H233V237H234L235 232H237V231L234 230L235 227H234V229H232ZM101 229H105V230H101ZM230 229H231V230H230ZM78 230H79L80 232H79ZM99 230H100L101 232H100ZM152 230H150V231H152ZM103 231H104V233H105L106 235L103 233ZM105 231H106V232H105ZM150 231H149V233H151ZM158 231H157V232H158ZM234 231H235V232H234ZM159 232L162 233V232H166V231H165V230H164V231L162 230V231H159ZM172 232H173V231H172ZM172 232H171V233H172ZM232 232H233L234 234H233ZM81 233H82V234H81ZM108 233H109V234H108ZM238 233H239V232H238ZM102 234L105 236V238H104V236H103ZM107 234H108V235H107ZM63 235H64V234H63ZM73 235H74V233H73ZM110 235H113V234H110ZM231 235H232V237H231ZM236 235H237V234H236ZM236 235H235V237H236ZM10 236H11V237H10ZM106 236H107V237H106ZM119 236H121V235H119ZM111 237H112V238H111ZM139 237H141V236H139ZM8 238H9V239H8ZM13 238H15V239L17 240V241H16V240L14 239L15 243H14V241H12ZM81 238H83V239H81ZM143 238H144V236H143ZM51 239H52V238H51ZM101 239H103V240H101ZM119 239H120V238H119ZM121 239H123V237H121ZM229 239H230V240H229ZM69 240H71V241L69 242ZM82 240H83V241H82ZM46 241L48 242V244H50L49 241H51V242H52L51 245L48 246V244L46 243ZM110 241H109V243H107V241H106V243H105V242H103V243L107 244V247H108V244L111 243ZM121 241H122V240H121ZM141 241H142V240H141ZM141 241H140V238H139V242H138V244L140 243L139 245H141ZM145 241H146V240H145ZM10 242H13L14 245L11 244ZM16 242L18 243V245H17ZM34 242H35V243H34ZM42 242H44V243H42ZM56 242H57V244H56ZM82 242H83V243H82ZM118 242H119V241H118ZM118 242L115 241V243L112 242V244L114 243V245H115L116 247H118L119 245H120V247H121V246L124 245L125 243H126L127 245H129V242L127 243V239H126L125 242H124V239H123L124 244H123V243L121 244V242H120V244H119ZM131 242H132L133 244H134V243L136 244L137 240H136V242H134V241L131 240ZM232 242H233V241H232ZM32 243L36 244V246L33 245L34 247H31V248H30V244H32ZM45 243H46V244H45ZM53 243H54V245H55V246H53V247H54V248L57 247L58 250H55V253H54V252H50V251H49V253H48L47 250H48V249H52L51 246L53 245ZM73 243H74V244H73ZM79 243H80V244H79ZM116 243L119 244V245H116ZM142 243H143V241H142ZM3 244H5V243H3ZM3 244H2V245H3ZM37 244H38V245H37ZM43 244H44V246H43ZM105 244H104V245H105ZM133 244H132L131 246H133ZM135 244H134V245H135ZM2 245H1V246H2ZM8 245L14 246L13 249L11 248V246H8ZM45 245H47V246L50 247V248H48L47 246L45 247ZM75 245L77 246L76 248L73 247V246H75ZM110 245H111V244H110ZM110 245H109V246H110ZM114 245H112V246L114 247ZM139 245H138V246H139ZM143 245H144V244H143ZM143 245H141V248H144V249H145V247H142ZM1 246H0V247H1ZM38 246H41V248H45V250H44V249L42 250V249H40V248H37V249L42 250L41 253L38 252L37 249H36L37 251H36V250L34 251V248H36V247H38ZM96 246H95V247H96ZM131 246H130V247H131ZM136 246H137V245H136ZM138 246H137V247H138ZM83 247H84V246H83ZM99 247H100V249H101V247L103 248V245H101V246H99ZM104 247H105V246H104ZM107 247H106V248H107ZM110 247H111V246H110ZM130 247H127V248H130ZM29 248H30L31 250H30ZM62 248H63V249H62ZM73 248H74V250H73ZM127 248H124V250L127 251L126 254H125V253H124V254L121 253L122 257L119 255V257H120V261H118V262L126 264L124 258L126 257V255H127V257L129 256L128 253L131 254V252L129 251V250H131V248L128 249V250H127ZM134 248H135V246H134ZM1 249L3 250V246H2ZM15 249L18 250V251H15ZM75 249H76V250H75ZM84 249H86V248H84ZM92 249L94 250L93 253L91 252ZM100 249H99V251H100ZM104 249H105V248H103V250H104ZM108 249H110V248H108ZM117 249H118V248H117ZM122 249H123V248H122ZM135 249H136V248H135ZM135 249H134V250H135ZM138 249H139V248H138ZM32 250L35 252L34 254H36V255L39 254V255H40V256H39V255H37V256L34 255L36 261H37V259H39L38 262H35V259L33 260L34 262L32 261V259L34 258V256L31 257V255L33 254V251H32ZM53 250H54V249H53ZM62 250H63V251H62ZM65 250H66V251H65ZM93 250H92V251H93ZM119 250H121V248H119ZM124 250H122V251H124ZM69 251H70V252H69ZM78 251H79V255L77 254ZM101 251H102V249H101ZM114 251H115V250H114ZM116 251H117L116 254H118V250H116ZM128 251H129V252H128ZM131 251H133V250H131ZM140 251H141V250H140ZM140 251H139V252H140ZM124 252H125V251H124ZM141 252H142V251H141ZM31 253H32V254H31ZM52 253H54V254H52ZM56 253H60V254L57 255ZM68 253H69V254H68ZM87 253H86V254H87ZM89 253H88V254H89ZM99 253H101V252H99ZM106 253H107V252H106ZM119 253H120V252H119ZM55 254H56V256H55ZM62 254H63V255H62ZM75 254H76V255H75ZM133 254H134V253H133ZM61 255H62V257H61ZM97 255H98V254H97ZM100 255H102V254H99V256H100ZM123 255H125V256H123ZM141 255H144V253H142ZM141 255H138V256H141ZM44 256H45V255H44ZM79 256H80V257H79ZM81 256H82V257H81ZM88 256H89V255H88ZM93 256H94V255H93ZM99 256H98V257H99ZM110 256H111V254H110ZM144 256H145V255H144ZM144 256H143V258H144ZM72 257H73V258H72ZM84 257H86L87 259H86V258L84 259ZM89 257H90V256H89ZM115 257H116V256H115ZM119 257H118V258H119ZM31 258H32V259H31ZM101 258H102V257H101ZM101 258H100V259H101ZM108 258H109V256H108ZM130 258H131V257H130ZM132 258H133V256H132ZM57 259H58V260H57ZM115 259H116V258H115ZM138 259H139V258H138ZM47 260H48V258H47ZM63 260H64V261H63ZM85 260H86V261H85ZM101 260L104 261V262H106V263H107V261H108V259L105 261L103 258H102ZM109 260H110V259H109ZM112 260H114V257H113V259H111V261H112ZM31 261H32V262H31ZM41 261H42V260H41ZM53 261H54V263H53ZM55 261H56V262H55ZM58 261H59V262H58ZM94 261H95L96 263H94ZM99 261H100V260H99ZM134 261L137 262V260H134ZM134 261H133V262H134ZM145 261L148 262L147 260H145ZM145 261H144V262H145ZM82 262H83V263H82ZM104 262H102V263H104ZM126 262H127L128 264H130V262H132V261L128 262V261L126 260ZM133 262H132V263H133ZM146 262H145V264H146ZM40 263L43 264L44 262L42 261V262H40ZM46 263H47V262H46ZM46 263H45V264H46ZM48 263H49V261H48ZM106 263H105V264H106ZM108 263H109V262H108ZM111 263H112V262H111ZM111 263H110V264H111ZM120 263H119V264H120ZM134 263H135V262H134ZM98 264H99V263H98ZM113 264H115V263L113 262ZM116 264H117V262H116ZM148 264H149V263H148Z\"/></svg>","mask_w":264,"mask_h":264}]
</instances>
